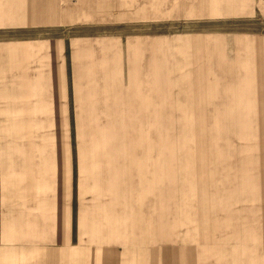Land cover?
I'll list each match as a JSON object with an SVG mask.
<instances>
[{
  "label": "rangeland",
  "instance_id": "obj_1",
  "mask_svg": "<svg viewBox=\"0 0 264 264\" xmlns=\"http://www.w3.org/2000/svg\"><path fill=\"white\" fill-rule=\"evenodd\" d=\"M66 5L0 0L8 90L0 149L16 157L19 146L26 177L41 183L43 210L51 169L59 190L66 162L88 166L84 199L92 207L103 200L98 192L113 195L108 167L115 165L127 218L135 212L130 190L143 193L149 264H163L169 243L182 247L185 264H264V0H216L211 14L139 25L121 24L115 14L101 25L69 23ZM66 40L76 50L79 90L69 89L75 100L64 105L65 79L59 72L57 89L48 77ZM141 42L149 57L139 56ZM8 46L24 61L8 62ZM33 55L41 61L40 96L19 105L21 85L33 94L34 83L20 82L18 63L34 66ZM127 64L149 68L128 73ZM98 177L105 184L93 185Z\"/></svg>",
  "mask_w": 264,
  "mask_h": 264
},
{
  "label": "crops",
  "instance_id": "obj_2",
  "mask_svg": "<svg viewBox=\"0 0 264 264\" xmlns=\"http://www.w3.org/2000/svg\"><path fill=\"white\" fill-rule=\"evenodd\" d=\"M213 1L216 3V0H66L65 11L69 23L89 19L101 25L115 14L119 23L124 25L156 24L166 22V18L175 14H182L183 17L186 14L194 15V11L199 15L207 14L208 11L211 14ZM78 39L83 41L84 37ZM69 41H63L64 59L58 60L60 55H52L59 69L56 74L50 73L48 77L49 88L56 86L57 89L59 72L61 79H65V96L61 102L64 105L75 100V96L73 98V94H69V89L79 90L73 68L76 50H73V46H68ZM145 42L148 43L146 40ZM20 46L24 49L26 42ZM6 48L8 62L24 61V57L19 59L22 53L18 54L19 57L11 56V46ZM4 52L5 50L0 51V111L3 115V107L8 106L5 99V92L8 90L5 84L1 85L4 83V72L1 70ZM140 55L149 57V46L144 42L139 44ZM134 57L136 58L135 54ZM34 58L39 60L38 63L34 60V66L18 63L20 82L27 85L34 83L33 94L23 92L21 85L17 97L19 105L31 104L25 101L27 97L33 96L35 100L40 96L38 92L41 90L43 73L40 56ZM127 68L128 73L130 70L140 73L149 66L127 64ZM62 85L60 84V89ZM32 104L37 103L34 101ZM16 155L9 156L7 147L0 149V264H149V211L143 204V193L138 188L130 190L129 200L134 203L135 212L133 217L127 218L123 214L125 207L119 198L121 189L115 165L108 167L109 171L113 170V173H109L113 177H109L113 195L107 198V193L98 192L103 200L92 207L89 205L88 194L84 199V185L87 193L90 187L88 166L84 168L83 163L80 165L74 159L69 164L66 162L67 176L60 178V191L58 178L55 183L56 176L51 169L46 194L49 207L43 210L41 183L35 177H26L30 168L22 162L19 146ZM84 170H87L88 176L84 177ZM103 184V177L94 179L93 185ZM134 197L137 199L132 202ZM137 214H144L137 216L140 218L139 223L136 220ZM132 219L135 220L136 228L132 227ZM139 225L143 227L140 230ZM130 234L135 235L131 238ZM171 244L163 245V264H185L180 251L182 247L170 246ZM186 264H191L190 259H186Z\"/></svg>",
  "mask_w": 264,
  "mask_h": 264
}]
</instances>
